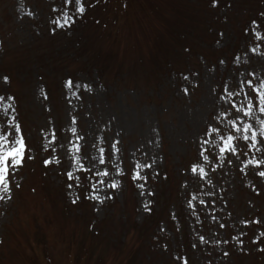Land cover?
Listing matches in <instances>:
<instances>
[{
    "label": "rangeland",
    "instance_id": "374dc122",
    "mask_svg": "<svg viewBox=\"0 0 264 264\" xmlns=\"http://www.w3.org/2000/svg\"><path fill=\"white\" fill-rule=\"evenodd\" d=\"M34 1L0 0V41L4 39L5 48L0 76L10 73L18 125L32 157L13 173L8 198L0 199V264H177V256H186L188 264H264L262 245L252 243L264 231V179L243 163L239 168L219 167L220 141L213 145L214 137L199 133L224 110L214 112L210 103V89L218 90L222 73L240 67L242 77L247 69L255 71L254 81L264 79V41L254 35L248 40L244 32L246 27L250 32L255 28L264 36V22L259 27L250 24L264 13V0H217L215 6L211 0H85L81 16L85 20L76 18L67 33L59 30L61 0H52L51 5L37 0L32 9L29 4ZM67 7L74 12L71 5ZM49 27L65 39L60 52L68 56L76 45L81 47L82 59L90 55L93 60L92 69L76 70L79 62L74 57L70 66L76 71L69 69L66 79L56 77L67 57L59 61L56 54L47 53L39 59L38 34ZM253 47L255 52L250 51ZM220 59L227 68L218 63ZM40 65V73L51 68L53 76L31 79ZM23 72L29 74L27 80L16 74ZM224 82L231 84L230 90L248 91L246 86L237 87L235 79ZM0 96L3 133L17 125L9 123L12 118L17 121V113L11 99ZM231 99L223 101L225 108ZM236 99L247 102L244 95ZM231 118L229 110L220 126ZM110 140L121 142L112 164L125 173L122 178L110 169L112 178L121 180L120 187L109 189L112 199L85 200L79 189L70 196L67 184L72 181L65 172L79 175L75 157L80 155L72 145L87 143L89 158L95 160L98 149L107 148ZM245 152L247 159L259 157L254 150ZM50 156L53 162L43 164ZM83 162L87 167V159ZM144 163H151L154 171L148 173L141 196L128 173ZM192 164L201 165L209 175L199 185L190 177L189 186L184 184L183 169ZM209 193L216 203L201 206L199 201L208 200ZM77 194L81 198L73 203ZM193 196L195 207L189 210L186 198ZM254 217L262 223H240ZM217 221L226 225L225 230L218 229ZM241 231L246 235L239 236ZM198 235L206 240L213 235L229 239V244L198 243ZM234 235L243 239L242 246L231 240ZM194 242L196 248L191 247ZM222 250L229 254L224 256Z\"/></svg>",
    "mask_w": 264,
    "mask_h": 264
},
{
    "label": "snow or ice",
    "instance_id": "6c2138e0",
    "mask_svg": "<svg viewBox=\"0 0 264 264\" xmlns=\"http://www.w3.org/2000/svg\"><path fill=\"white\" fill-rule=\"evenodd\" d=\"M211 4L215 6L217 4V0H211ZM71 5L74 8V12L69 14V6ZM94 4L88 5V7H92ZM55 11V7L53 8ZM86 12L85 0H61V16L63 17V26H69L75 22L77 17L82 16ZM31 15V13H29ZM264 22V13L260 14V18L252 19L250 24L252 26L259 27L260 23ZM59 23V21H57ZM54 31V29H53ZM245 33H248L246 39L250 40L254 35L256 39L264 41V36L261 35L260 32L255 31V28L250 32L249 28L244 29ZM223 33H221V36ZM250 51L255 52L256 48H251ZM218 63L227 68L226 61L224 59H220ZM242 67V66H241ZM246 72V77L241 76L240 67H236L230 72L222 73L221 80L218 85V90L210 89L211 94V105L213 111L215 112L217 108L224 109L220 111L215 118L210 122L206 123L202 129L199 130V133H202L203 136L214 137L212 139V144L215 145L216 141L219 140L218 151L221 154L222 164L219 167H223L224 164L233 165L236 167H240L241 163L246 166H251V171L255 173L258 177L264 179V119H261V115H264V79H257L254 81L253 78L256 77L255 71H248L244 69ZM198 75V74H193ZM4 81H8V77H3ZM225 79L231 81L235 79L236 86L242 87L246 86L248 91L246 93H240L231 89V84L226 85ZM187 80V77H185ZM67 86L69 89L73 86V81L71 78L67 81ZM79 87V86H77ZM87 89L89 85H84ZM183 91L188 93L189 89L184 88ZM244 95L247 96V102H240L236 99L237 96ZM231 97V101L227 104V108L224 107L223 101H226ZM4 97L0 96V100H3ZM9 99H13L9 97ZM217 101H220V104H217ZM10 106V105H8ZM229 110H231V119L227 120V124L224 127L220 125L224 123L223 117H227L229 115ZM257 113L261 115H257ZM239 121V122H238ZM242 122V123H240ZM258 122V126H256ZM75 132V129H73ZM198 133V135H199ZM237 133L239 135H237ZM9 137H13L10 139ZM77 140L83 141L84 137L77 136ZM204 144H208L209 140L204 139ZM119 140H110L107 144V148L100 147L98 149V156L95 160L89 158V152L87 150V143L82 144H74L72 145L80 155L75 157L76 162V171H78V176H73L72 171H66L65 175L68 180L72 181V183L67 184V188L71 190L69 195L72 196L73 193L76 192L77 189L80 190V193L83 194L85 200L91 199L96 201L103 202L105 199H112V193L109 189H116L121 186V180L113 179L110 173V169L112 172L120 174L123 178L125 175L122 168L114 166L112 164L113 154L120 153L121 148ZM26 142L21 133V129L19 125H16L9 132L0 133V199L8 198V194L11 192V175L16 172L18 167L22 166L25 158L31 159V156L27 155L26 152ZM247 150H254L259 153V157L253 156L251 159H247ZM207 151V149H205ZM240 157H245L241 161ZM213 160H216L217 157L215 154L211 157ZM53 157H48L43 160V164L49 165L53 162ZM87 159L88 166H85L83 162ZM199 159V148H198V156ZM204 160H209L208 155L203 156ZM59 164V160L55 161ZM71 166V161H70ZM100 169H103L102 171ZM154 171L151 163L138 164L135 168L129 169V176L133 182H136L137 188L141 190L139 194L144 196L143 189L146 187V182L150 179L148 173ZM185 173L184 184L190 186V177L194 179L197 184L208 177V172L204 167L199 164H192L189 168L183 169ZM192 174H195L194 176ZM89 175L92 176V179H89ZM100 177H105L106 179H100ZM165 178H167V174L165 173ZM93 180L95 182H93ZM110 181V183L106 182ZM208 184H212L211 179H207ZM255 187V185H253ZM105 189V194H100V189ZM259 192V189H256ZM148 195L153 196L154 193L151 189L148 190ZM81 198L80 194H77L75 198L72 200L73 203H76L77 200ZM192 199H187V204L189 205V210H191L195 205L193 204ZM209 204V207L216 203L215 199H213V194H208V200L201 199L199 204L205 205ZM152 201L149 200L148 204H151ZM145 210L151 212V208L147 205L144 206ZM192 215L195 216L196 212L193 211ZM212 219H216V217H212ZM242 225H260L262 223L260 217H254L251 219H242L240 220ZM217 227L220 230H225L226 225L224 223H219L217 221ZM246 232L241 231L239 236H245ZM231 240L235 241L237 245H243V239H239L237 236H231ZM198 243L208 244L212 243L216 246L228 245L229 239L216 238L215 235L212 236L210 240H206L205 236L198 235ZM197 242L191 244L192 248L197 247ZM260 243L262 246L259 250H264V231H261L259 235L255 236L252 240V243ZM167 248V245H164ZM240 250H243L241 248ZM222 254L227 256L229 253L227 251L222 250ZM177 264H188V259L186 256H177L176 258Z\"/></svg>",
    "mask_w": 264,
    "mask_h": 264
},
{
    "label": "trees",
    "instance_id": "16d2710c",
    "mask_svg": "<svg viewBox=\"0 0 264 264\" xmlns=\"http://www.w3.org/2000/svg\"><path fill=\"white\" fill-rule=\"evenodd\" d=\"M36 1H34L33 5L31 6L29 4V6L33 9V7L36 9L37 8V5H36ZM47 2V4H52V0H45ZM37 11L34 10V14H36ZM70 15L72 13H69ZM37 19V18H36ZM78 20L80 21H83L85 20L83 17H77ZM53 27H49V30L47 29V32L45 33H42L39 32L38 34V38H39V41H42L40 43V49L42 51V54H41V57L39 58L40 60L42 59L43 56H45L47 53H54L56 54V58L57 60L61 61V60H64L66 57V59L63 61L61 67H59L55 73L56 74V77H59V78H64L65 76L68 75L69 73V69H72L74 72L77 70L78 67H80V69H84L86 72L89 69H92L93 67V60L90 58V55L84 59H82V48L81 47H78L76 45L75 49L73 50H70V53L68 54V56H66V54L60 52L61 51V48L63 47V43L65 42V39L64 37L61 35V33H67L69 31H71L72 29L70 28V25L69 26H59V30L60 32L56 31L54 29L53 31ZM67 31V32H66ZM46 36V37H45ZM23 45H24V49L27 50V51H32L31 49L27 48L26 45L24 43H26V41H22V40H19ZM79 42L80 39L78 40ZM54 46V47H53ZM53 48V49H52ZM5 52V48H4V39L0 41V54L3 55V53ZM75 53V55H74ZM74 57H77L78 59V66H76V70H74L71 66H70V61L74 58ZM39 62L36 61L34 63V66L38 65ZM49 64H51V62H49ZM43 65H40L38 66V68L36 70H34L32 73H31V79L33 77H36V79H41V78H47L48 75L50 76H53L52 75V70L51 68H48L46 70V73H40L41 69H42ZM40 69V71H39ZM24 74L22 73H16L19 77L21 78H25L24 80H27V78L29 77V74L28 73H25L23 72ZM10 74V73H9ZM9 74H3L2 76H0V84L2 85V90L0 91V95H3V94H6V96L9 98V97H12L13 99H11V102H12V105H14V109L16 110V113H17V121L14 123L15 121V118L13 119H10L9 123H11V126H13L14 124L17 123L18 125V120L20 118V113H19V107L18 105L16 104V100H17V96L12 93L10 91V88L9 86L11 85L9 83V79L7 82L4 81L3 77L7 76L9 78ZM46 75L45 77H41L42 75ZM68 77V76H67ZM67 77H65L64 79H66ZM1 79L3 81V83L1 82ZM56 81H58V79L55 78ZM52 82L55 84L54 80H52ZM15 90L20 94V91L15 88ZM21 133L23 135V137H25V133L21 130ZM28 151V149L26 148V152ZM29 154H32L34 156V153L30 152ZM19 170H22L21 166L19 167ZM26 171V168L24 170V172ZM13 175V174H12Z\"/></svg>",
    "mask_w": 264,
    "mask_h": 264
}]
</instances>
